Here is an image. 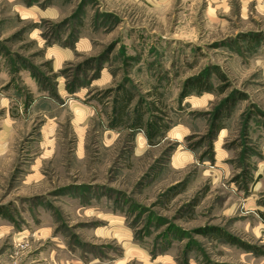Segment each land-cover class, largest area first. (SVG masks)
Listing matches in <instances>:
<instances>
[{"label": "rangeland", "instance_id": "374dc122", "mask_svg": "<svg viewBox=\"0 0 264 264\" xmlns=\"http://www.w3.org/2000/svg\"><path fill=\"white\" fill-rule=\"evenodd\" d=\"M0 211V264H264V0H0Z\"/></svg>", "mask_w": 264, "mask_h": 264}, {"label": "trees", "instance_id": "16d2710c", "mask_svg": "<svg viewBox=\"0 0 264 264\" xmlns=\"http://www.w3.org/2000/svg\"><path fill=\"white\" fill-rule=\"evenodd\" d=\"M187 83L188 85L191 83L190 85L192 90H195L196 92H205L209 90L206 81H201V79H197L195 82H192V80H190ZM230 101H231L230 99H227L223 103L222 109L214 113L215 115L213 117V120L211 121L209 130L204 136L200 137L199 141L196 143L198 146L207 144L206 152L208 153V156L211 160L213 158L212 141L217 135V133L221 131L223 128V125L222 123H220V121L221 122L223 121L222 119V117L224 116L223 114H225V111H227V109H229V107L231 106L232 102ZM125 108L126 107L124 106L118 112L119 119L121 122H126L125 119H122V114L125 112ZM133 124L135 130L143 131L145 133L149 145H153L155 141L156 143H158L165 137L166 126L162 123L161 119H158L156 117H151L147 122H143L141 118L135 117ZM2 214L4 213L0 211V215ZM210 235L215 236L216 238L219 239L227 240L231 243L233 242L237 243L243 249L252 250L254 253H258V251L254 247H249L244 243L233 240L231 237L227 235H220L218 233V230H213L212 233H210Z\"/></svg>", "mask_w": 264, "mask_h": 264}]
</instances>
